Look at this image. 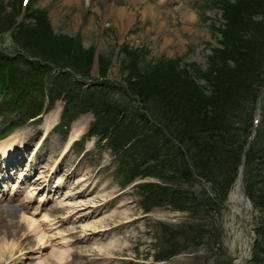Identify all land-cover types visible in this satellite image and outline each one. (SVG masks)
<instances>
[{
	"label": "rangeland",
	"instance_id": "1",
	"mask_svg": "<svg viewBox=\"0 0 264 264\" xmlns=\"http://www.w3.org/2000/svg\"><path fill=\"white\" fill-rule=\"evenodd\" d=\"M227 1L31 0L16 20L22 0H0L1 14L6 15L4 27L0 25V69L11 71V62L5 59H14L13 66L24 70L23 55L28 57L24 52L33 53L43 61L42 70L48 78L67 73L70 78L65 81L83 89L109 88L113 98L126 92L132 106V88L138 89L144 77L153 74L172 82L178 75V81L188 82L191 75H183L187 71L184 65H205L225 22L221 7L231 8ZM72 38L84 52L79 50L81 65L75 63L80 59L70 54ZM61 105L60 94L54 111L43 112L38 122L28 123L27 130L16 135L11 155L0 159V174L8 176L9 170H16L7 183L2 182L8 187L0 191L7 195L0 199V264H50L44 260L58 251L65 252L60 263L229 264L232 258L237 264L244 235L239 214L232 206L239 205V190L232 188L225 201H217L220 207L213 213L212 223L219 235L216 248H190L160 261L157 256L167 249L171 230L199 220L169 206L145 209L151 200L136 183L157 179L142 178L144 166L138 165L136 145L130 144L126 152L128 156L133 153L132 159L115 158L101 135L107 128V116L97 123L94 136L63 154L71 130L78 128L80 138L94 119L88 112L68 120L67 128L62 121L52 129L59 120ZM6 121L0 115V129ZM42 133L46 138L40 143L37 139ZM9 158L16 167L9 166ZM133 165L138 168L135 174L128 170ZM20 171L26 175L17 180ZM259 213L250 203L245 217L248 228H252L251 239ZM102 227L104 231L91 232Z\"/></svg>",
	"mask_w": 264,
	"mask_h": 264
},
{
	"label": "trees",
	"instance_id": "2",
	"mask_svg": "<svg viewBox=\"0 0 264 264\" xmlns=\"http://www.w3.org/2000/svg\"><path fill=\"white\" fill-rule=\"evenodd\" d=\"M227 2L231 8L221 7L225 22L207 65H184L187 71L183 75H191L188 82L178 81V75L170 82L151 74L138 89L132 88V106L128 93L113 98L107 85L108 89H87L76 101L74 90L66 96L71 101L69 112L92 111L96 120L107 116V127L121 129L123 135L117 132L116 137L119 134L136 140L135 156L139 157L138 165L144 166V176L159 180L141 185L151 200L145 209L169 206L199 220L197 225L172 229L168 247L158 260L186 249L210 250L218 245L213 213L236 180L254 102L264 82V0ZM1 10L0 25L4 27L6 15ZM73 40L69 53L80 59L75 63L81 65L82 49ZM31 66L38 68L34 63ZM244 186L254 208L260 210L249 264H264V100L262 121L245 155ZM199 222L212 225L209 228Z\"/></svg>",
	"mask_w": 264,
	"mask_h": 264
},
{
	"label": "bare ground",
	"instance_id": "3",
	"mask_svg": "<svg viewBox=\"0 0 264 264\" xmlns=\"http://www.w3.org/2000/svg\"><path fill=\"white\" fill-rule=\"evenodd\" d=\"M120 11V10H119ZM122 13H118V15H121ZM199 82H202L204 83V80L203 79H199ZM80 134V130L78 128L76 129H72L71 132H70V135H69V142L68 144H70L72 142V140H74L78 135ZM14 140V138H12V141ZM12 141L10 140V138H6L2 141H0V153L1 155H3V157L7 156L9 153H10V149L12 148L13 146V143ZM0 171H1V168H0ZM7 174H0V178L1 176H6ZM26 173L24 171H20L19 173H17V177L18 178H21V177H25ZM56 181V180H54ZM14 189H15V186H14ZM246 208L249 209L250 208V205L248 204V202H246ZM105 230V227H102V228H95L94 230H92L91 232L92 233H98V232H101V231H104ZM90 231V230H89ZM247 244H246V236L243 238V246L241 245V247H243L244 249L246 248ZM65 252H57V253H51L50 254V259L49 260H44V262L46 261H50V264H80L78 263V261H74V260H71L69 262H63V263H60L61 259L60 257L62 255H64ZM64 258H62L63 260ZM238 264H239V261H238Z\"/></svg>",
	"mask_w": 264,
	"mask_h": 264
},
{
	"label": "water",
	"instance_id": "4",
	"mask_svg": "<svg viewBox=\"0 0 264 264\" xmlns=\"http://www.w3.org/2000/svg\"><path fill=\"white\" fill-rule=\"evenodd\" d=\"M241 175H242V173H241ZM239 184H240V190L242 191V198H243V203H244V201L247 199V195H246V193H245V191H244V186H243V182H242V180H240V182H239ZM243 210H244V208L242 207L241 208V210H240V212H241V214H240V219H241V226H242V228L244 229V231L246 232V230H245V225H244V222H243V217H242V215H243ZM248 243H250V242H248Z\"/></svg>",
	"mask_w": 264,
	"mask_h": 264
},
{
	"label": "snow or ice",
	"instance_id": "5",
	"mask_svg": "<svg viewBox=\"0 0 264 264\" xmlns=\"http://www.w3.org/2000/svg\"><path fill=\"white\" fill-rule=\"evenodd\" d=\"M25 2L27 3V0H25Z\"/></svg>",
	"mask_w": 264,
	"mask_h": 264
}]
</instances>
